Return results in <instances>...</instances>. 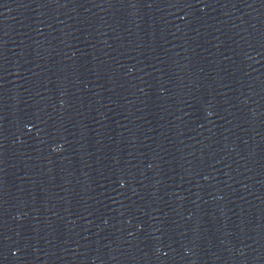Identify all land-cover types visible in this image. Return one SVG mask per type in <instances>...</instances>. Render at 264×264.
I'll list each match as a JSON object with an SVG mask.
<instances>
[{
    "label": "water",
    "instance_id": "obj_1",
    "mask_svg": "<svg viewBox=\"0 0 264 264\" xmlns=\"http://www.w3.org/2000/svg\"><path fill=\"white\" fill-rule=\"evenodd\" d=\"M228 264H264V166Z\"/></svg>",
    "mask_w": 264,
    "mask_h": 264
}]
</instances>
